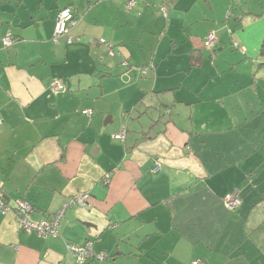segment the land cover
Listing matches in <instances>:
<instances>
[{"label":"crops","instance_id":"1","mask_svg":"<svg viewBox=\"0 0 264 264\" xmlns=\"http://www.w3.org/2000/svg\"><path fill=\"white\" fill-rule=\"evenodd\" d=\"M126 2L0 0L5 204L41 222L89 194L58 238L0 205V264H77L87 241L106 257L85 264H264V0ZM66 7L72 45L52 41Z\"/></svg>","mask_w":264,"mask_h":264},{"label":"built area","instance_id":"2","mask_svg":"<svg viewBox=\"0 0 264 264\" xmlns=\"http://www.w3.org/2000/svg\"><path fill=\"white\" fill-rule=\"evenodd\" d=\"M136 5V0H127L126 8L131 10ZM162 14L167 17V11L165 8L162 10ZM230 15V13H229ZM75 23V14L72 9L65 8L57 14L54 34L52 37L53 43H59L62 39L68 45L74 44L78 41L77 38H73L70 36V30ZM231 32V30H230ZM219 38L215 32H211L205 38L204 47L211 51L213 54L216 50L217 43ZM104 43V40H101ZM3 43L7 48L12 47L14 40L11 36H6L3 38ZM234 47L239 49V45L234 42ZM113 55V53H111ZM50 88L53 92H65L66 88L60 82H54L50 85ZM93 111H86L84 114H92ZM2 121L0 120V125ZM117 140H124L125 138V130L123 129L120 133L114 136ZM162 164L158 161L154 165L152 172L158 173L161 171ZM108 182V181H107ZM89 194L88 193H81L75 195L68 203H66L59 211L55 213V215L51 219H46L41 222H32L29 217L30 214L34 212L33 206L26 200L19 199L15 201V206L13 209L10 208L4 201V193L1 189L0 184V205L1 211L3 214H7L10 210L14 211L17 216L18 226L19 229L27 234H36L41 237H51V238H58L61 235V224L65 218L66 211L68 207L71 206H85L88 202ZM224 205L225 208L229 211H236L242 205V200L238 194L232 193L227 195L224 198ZM68 251L72 254L77 264H85L91 260H99L102 261L105 257V253L97 254L93 249V242L87 241L83 245H68ZM192 264H203V262L196 260Z\"/></svg>","mask_w":264,"mask_h":264},{"label":"trees","instance_id":"3","mask_svg":"<svg viewBox=\"0 0 264 264\" xmlns=\"http://www.w3.org/2000/svg\"><path fill=\"white\" fill-rule=\"evenodd\" d=\"M165 6H166V5H165ZM66 8H70V9H72L71 7H66ZM63 9H65V8H63ZM63 9H61V10H63ZM161 9L163 10V8H161ZM165 9H166V8H165ZM61 10H60V11H61ZM72 10H73V9H72ZM73 12H74V10H73ZM58 13H59V12H58ZM74 14H75V12H74ZM163 16H164V15H163ZM56 18H57V17H56ZM75 18H76V15H75ZM111 53L114 54L115 51L113 50ZM143 68H144V67H142L141 70H142Z\"/></svg>","mask_w":264,"mask_h":264},{"label":"water","instance_id":"4","mask_svg":"<svg viewBox=\"0 0 264 264\" xmlns=\"http://www.w3.org/2000/svg\"><path fill=\"white\" fill-rule=\"evenodd\" d=\"M148 119H149L150 121L153 120L152 117H150V116H148ZM157 120H158V122H160V117H159Z\"/></svg>","mask_w":264,"mask_h":264}]
</instances>
